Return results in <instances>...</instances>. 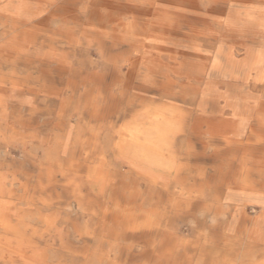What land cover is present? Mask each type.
Instances as JSON below:
<instances>
[{
	"label": "bare ground",
	"instance_id": "obj_1",
	"mask_svg": "<svg viewBox=\"0 0 264 264\" xmlns=\"http://www.w3.org/2000/svg\"><path fill=\"white\" fill-rule=\"evenodd\" d=\"M5 92L55 132L35 175L0 174L28 207L2 254L34 264L56 209L84 264H264V0H0Z\"/></svg>",
	"mask_w": 264,
	"mask_h": 264
},
{
	"label": "rangeland",
	"instance_id": "obj_2",
	"mask_svg": "<svg viewBox=\"0 0 264 264\" xmlns=\"http://www.w3.org/2000/svg\"><path fill=\"white\" fill-rule=\"evenodd\" d=\"M112 3V8H116L117 5H123V3L118 4L116 1H113ZM100 12L102 14H106L108 10L101 9ZM136 16L137 15L135 14L127 15L125 18H123V20L130 21ZM77 57L81 58L82 56L78 55ZM4 96L6 97V99L3 102L2 106H0V174L7 177V181H10L13 174L18 173L21 169V171H32L33 175H35V170L42 160L44 152L51 145L52 138L55 132L53 131L52 125L55 119L47 116L46 114H41L36 116L32 120V126H30L27 124L28 120H26V117H24V115L28 108L33 105V96L25 92L19 94H11L5 92ZM20 117H22L21 120L18 119ZM75 127L76 122L74 120L70 121V123L66 126L67 131H69L72 136L74 134ZM207 151L210 152L211 150L208 149ZM4 162L6 163L3 164ZM13 188L16 190V192L18 191L17 193H19L20 197H27L26 194L23 193L22 189L19 188L18 183H14ZM27 211L28 207L24 203H20L19 201L13 200L0 202V222L4 215L6 216L9 214L8 216H11L12 219H15L16 217L22 216V214H25ZM33 213L35 214L36 211H33ZM40 216L42 219H44V221H52V224L54 225L45 233V237L43 236L42 241H39L37 243V247L27 248L25 253L26 261L32 262L34 264H84V262L86 261L85 259L72 260L61 248V245L68 240L67 235L69 233H67L68 228L63 224V219L66 217L63 211L56 209L44 210L40 212ZM81 221L82 220L79 219V221L77 222L79 223V226L82 225ZM30 223L34 222L30 221ZM41 225L42 224L37 222L33 225V228L37 227L36 229L42 230L43 227H41ZM2 235L3 232L0 228V237H2ZM43 252H45L47 256L46 260H40ZM91 253L92 252L90 249L87 252V256H89ZM11 260L12 262H10ZM0 264L24 263L17 258H10L8 254H2L0 252ZM102 264L107 263L103 262Z\"/></svg>",
	"mask_w": 264,
	"mask_h": 264
}]
</instances>
